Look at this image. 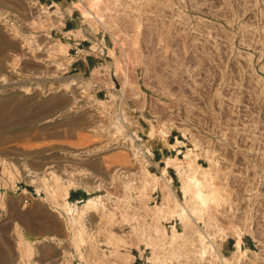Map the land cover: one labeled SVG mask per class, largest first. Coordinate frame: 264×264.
Instances as JSON below:
<instances>
[{"label":"rangeland","instance_id":"374dc122","mask_svg":"<svg viewBox=\"0 0 264 264\" xmlns=\"http://www.w3.org/2000/svg\"><path fill=\"white\" fill-rule=\"evenodd\" d=\"M54 1L0 0V264H198L199 232L215 249L200 264H217L234 226L251 231L241 264H264V0ZM75 41L97 62L83 74ZM189 139L216 203L191 213L187 255L168 257L155 228L184 224L155 206L145 170L160 176ZM93 194L106 208L71 222L64 203Z\"/></svg>","mask_w":264,"mask_h":264},{"label":"bare ground","instance_id":"6f19581e","mask_svg":"<svg viewBox=\"0 0 264 264\" xmlns=\"http://www.w3.org/2000/svg\"><path fill=\"white\" fill-rule=\"evenodd\" d=\"M89 15H92L91 12H88ZM92 51L98 50L95 45L89 47ZM102 49L99 48V51ZM97 52V51H96ZM69 55V54H68ZM70 57V56H69ZM120 94L123 91H119ZM181 133L187 138V132L183 127H180ZM153 133V129H149V136ZM136 135L131 136V141L136 139ZM190 140V139H189ZM192 146H187V150L184 152L183 159L177 157H167L165 160V165L163 166L160 176H157L154 173H151L148 170H145L146 175L149 176V180L145 182V189H153L156 186H159L162 190V199L160 204L155 205L159 211H161L163 216L166 217H177L179 218L183 224V231L177 230L173 225H171V230L169 233H166L162 225H158L155 228V233L158 235V239L161 241H166L169 246L167 254L168 257L180 255H187V251L185 252V241L187 239V230L191 228V213L196 215L197 218H202L201 215L203 212H209L211 209L210 203H216L215 201V190L212 188L210 184L211 178V167H205L197 162V158L199 157V153L195 151L196 142L191 139ZM185 143L184 141L176 139L175 143H170L171 146H175L177 144ZM132 152H134L135 157L139 154V151L133 147L131 144ZM143 164V162H142ZM172 166L174 167L176 174L179 178L180 184L177 187V192L181 195L183 200H178L173 198V190L170 185V180L168 178H164L166 174V167ZM143 168V167H142ZM122 192L125 194L131 189L132 182L120 178ZM64 189L67 193V189L71 186H74V182L71 177L66 178ZM102 185L100 183L92 186V190L98 191ZM87 188V187H86ZM63 189V188H62ZM63 189V190H64ZM64 192V193H65ZM105 194H93L89 196L86 200L81 201V205L78 206L76 204L71 205L67 201L64 203V207L66 209V213L70 215V221H75V219H82L83 215L96 211V210H104L106 208L105 205ZM107 197V196H106ZM171 203L170 206L168 204ZM83 225V223H81ZM216 228V226H215ZM218 229H220L218 227ZM161 231L160 233H158ZM234 236V250H232L231 256H224L220 254H215L214 260L217 261V264H241L242 261L246 257V251L248 250L245 246H243L242 235L243 232L249 231L247 228H243L240 226H234L230 230ZM197 242L193 245L195 246V250L193 253L195 256H198V264H200L201 259L207 255L209 251V247L212 251L215 249L212 247V244H209L205 235L199 232L197 234ZM164 237V238H163ZM219 237H224V230H221L219 233ZM184 242V243H183ZM158 257L156 254L152 257L153 260H157Z\"/></svg>","mask_w":264,"mask_h":264},{"label":"crops","instance_id":"0c3cea01","mask_svg":"<svg viewBox=\"0 0 264 264\" xmlns=\"http://www.w3.org/2000/svg\"><path fill=\"white\" fill-rule=\"evenodd\" d=\"M50 1H51V4H56V2L54 0H50ZM64 27H66L65 24H64ZM73 30H75V29L74 28H67L66 32H71ZM68 43H70V42H68ZM75 43L77 44V46H74V48L76 49L75 54H70L69 52L68 53L71 56L72 63L74 64V68H77L79 70V74H83L86 71H90L91 67H95V63H97V62L95 60V56L92 53H89V56H88V53H87V55L84 53L85 46L80 47V41H75ZM89 47H91V46L89 45ZM70 48H73V47H70ZM149 138H152V137H149ZM148 141H149L148 144L150 145V148L152 150V155L154 156L153 151L156 152L159 149L153 145V143L150 139H148ZM157 153H159V152H157ZM161 162L164 163L163 158H154L152 165L153 166H155V165L159 166ZM162 168L163 167H161V170H162ZM161 170H160V173H161ZM170 170H172L174 172V174L176 175V173H175L176 171H175L174 167H166L167 175H168ZM176 178H177V175H176ZM72 196H73V198L76 199L78 197V193L75 192V193H73Z\"/></svg>","mask_w":264,"mask_h":264}]
</instances>
